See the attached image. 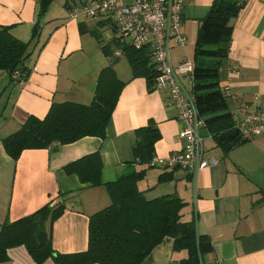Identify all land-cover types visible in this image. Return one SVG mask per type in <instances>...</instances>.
<instances>
[{
  "label": "crops",
  "instance_id": "obj_1",
  "mask_svg": "<svg viewBox=\"0 0 264 264\" xmlns=\"http://www.w3.org/2000/svg\"><path fill=\"white\" fill-rule=\"evenodd\" d=\"M82 1L52 0L46 13L38 17L36 0H0V27H9L13 37L30 43L31 53L26 62L30 72L23 85L11 82L8 74L0 71V227L50 202H62L64 212L52 225V248L59 254L85 251L88 218L107 207L110 200L103 186L81 184L75 175L65 174L63 167L98 152L102 183L132 170L144 171L137 187L146 199L174 195L183 201L181 220L194 222L197 233L209 239L211 252L204 256V264H264V132L225 153L206 128L201 129L207 135L205 157L216 163L192 175L182 169L131 164L136 129L153 120L160 134L154 158L166 159L181 149L178 134L182 125L168 103L167 92H149L143 78L131 79V73L118 67V51L113 69L126 84L104 139L86 137L69 145L25 150L16 161L6 155L1 140L17 131L27 116L42 119L52 103L92 101L98 74L109 63L102 53L91 61L95 49L92 37L80 34V21L68 19V9ZM212 2L185 0L181 31L186 45L179 48L172 44V61L171 52L176 49H182V54L174 62L192 61L199 20ZM241 2V11L229 23L230 48L220 67L219 85L230 112L238 99L254 112L264 110V0ZM82 23L88 28L96 25ZM36 24L39 33L34 42L31 33ZM111 39L110 34L108 41ZM166 173L171 179L158 182ZM172 247L173 240L165 238L141 264H177L186 252H174ZM7 256L8 261L0 264H35L23 246L8 249ZM43 264L54 262L48 259Z\"/></svg>",
  "mask_w": 264,
  "mask_h": 264
},
{
  "label": "trees",
  "instance_id": "obj_2",
  "mask_svg": "<svg viewBox=\"0 0 264 264\" xmlns=\"http://www.w3.org/2000/svg\"><path fill=\"white\" fill-rule=\"evenodd\" d=\"M37 2L38 17H42L52 0ZM242 7L241 0H213L206 16L199 20L192 56L195 108L204 119L211 138L225 153L247 142L234 128L226 96L219 85L220 67L230 48L232 27L229 23ZM9 30V27H0V71L7 73L11 82L14 71L26 81L30 72L26 66L31 54L30 43L16 39ZM102 30L100 24L92 28L82 22L79 24L80 34L88 33L101 45L103 56L112 60L98 74L92 101L89 104L52 103L42 119L27 116L17 131L1 140L6 155L13 161L25 150L69 145L86 137L105 138L107 125L126 84L119 80L113 69L116 51L126 58L131 79L143 78L147 90L154 91L157 73L148 52L136 50L115 39L105 44ZM38 33L36 24L32 28L31 41L36 42ZM134 134L130 163L150 167L154 146L160 139L155 122L149 120ZM63 171L67 175H75L81 184L103 186L110 200L107 207L88 218L86 250L72 254H59L53 250L52 225L63 214L65 205L50 202L29 216L1 225L0 263L8 261V249L23 246L35 264H43L48 259L54 264H141L165 238H171L174 252H186V257L177 264H204V256L211 252L208 237L197 233L194 222L181 220L184 203L177 196L145 198L137 187L144 171L132 170L114 181L102 183V162L98 152L68 163ZM170 179L171 174L166 173L158 177V182Z\"/></svg>",
  "mask_w": 264,
  "mask_h": 264
},
{
  "label": "built area",
  "instance_id": "obj_3",
  "mask_svg": "<svg viewBox=\"0 0 264 264\" xmlns=\"http://www.w3.org/2000/svg\"><path fill=\"white\" fill-rule=\"evenodd\" d=\"M37 1V0H36ZM185 0H83L67 11L72 21H91L102 25L112 39L136 49L146 50L157 73L153 89L168 94V103L175 109L182 125L178 138L181 149L166 159L153 158L150 167L159 165L165 170L182 169L191 175L216 163L206 158L200 130L205 122L194 104L193 61L174 62L170 58L172 44L183 48L186 37L181 31L182 9ZM23 85L17 71L11 76ZM239 100V99H238ZM235 100L232 110L234 128L242 140L249 141L264 132V110L250 111ZM239 116V117H236Z\"/></svg>",
  "mask_w": 264,
  "mask_h": 264
},
{
  "label": "rangeland",
  "instance_id": "obj_4",
  "mask_svg": "<svg viewBox=\"0 0 264 264\" xmlns=\"http://www.w3.org/2000/svg\"><path fill=\"white\" fill-rule=\"evenodd\" d=\"M109 36H110V34L109 33H107V32H103L102 33V40H103V43H107L108 42V39H109ZM90 36L89 35H87L86 34V39H88ZM92 41H93V45H94V52H92L91 53V61H94L97 57H102V54H101V51H100V46L101 45H99L98 44V42L97 41H95L93 38H92ZM187 46H188V44H187ZM186 46V47H187ZM188 49L189 50H191V47L189 48L188 47ZM179 54H182V49H176V50H174V51H172L171 52V57H172V59H173V61H175L178 57V55ZM191 51H190V56H191ZM177 57V58H176ZM120 60H119V64H118V67H121V68H124V70L126 71V72H129V73H131V71H130V67H129V65H128V62H127V60H126V58L125 57H123V56H121L120 55V58H119ZM107 60V62L109 63V64H111V62H112V60L111 59H106ZM109 60V61H108ZM119 77H123V75L122 74H120L119 73ZM200 135L203 137V144H204V147L207 145V140H205V137L207 136L206 135V132L204 131V130H201L200 131Z\"/></svg>",
  "mask_w": 264,
  "mask_h": 264
}]
</instances>
